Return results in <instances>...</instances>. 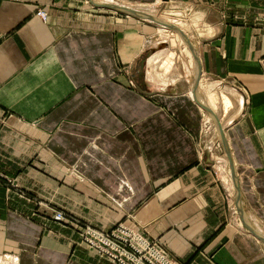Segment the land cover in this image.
<instances>
[{"label": "crops", "instance_id": "obj_1", "mask_svg": "<svg viewBox=\"0 0 264 264\" xmlns=\"http://www.w3.org/2000/svg\"><path fill=\"white\" fill-rule=\"evenodd\" d=\"M125 1L174 9L202 101L232 97L220 121L241 212L176 32L184 66L166 74L156 60L174 51L151 42L167 29L156 22L92 0H0V264H118L56 210L124 222L179 264H264L242 220L264 234V0Z\"/></svg>", "mask_w": 264, "mask_h": 264}, {"label": "built area", "instance_id": "obj_2", "mask_svg": "<svg viewBox=\"0 0 264 264\" xmlns=\"http://www.w3.org/2000/svg\"><path fill=\"white\" fill-rule=\"evenodd\" d=\"M45 18V12H39ZM63 219L61 212L54 214ZM103 232L88 226L86 241L119 264H179L138 230L120 224L116 232Z\"/></svg>", "mask_w": 264, "mask_h": 264}, {"label": "rangeland", "instance_id": "obj_3", "mask_svg": "<svg viewBox=\"0 0 264 264\" xmlns=\"http://www.w3.org/2000/svg\"><path fill=\"white\" fill-rule=\"evenodd\" d=\"M96 2H100V0H95ZM114 1H116V3H118L119 2V4L120 3H123V4H125V5H127V6H129V7H133V8H138L139 10L140 9H142V11H146V12H149L150 13V11H151V14H153V15H155V13L156 12H158L157 14H159V12H161V10H162V8H160L159 6H156V5H148V4H145V3H131V2H128V1H125V0H114ZM149 8V9H148ZM40 10H43L44 12H45V18H46V15H47V13H46V11L44 10V9H41V8H39V9H37V14H39L41 17H42V15L39 13L40 12ZM152 10H158V11H155V12H152ZM164 10H165V8L162 10V13L161 14H159V15H157L156 14V16H159V17H162V18H165V19H167V20H170L172 23H175L176 25H177V21H175V20H179V21H182L181 19H179L176 15H171V16H164ZM122 13H124V12H122ZM124 14H127V13H124ZM128 15V14H127ZM43 18V17H42ZM45 18H43V19H45ZM176 18V19H175ZM173 20V21H172ZM177 22V23H176ZM178 24H180L181 25V28L183 27V28H187V25H185L184 23H178ZM178 26V25H177ZM179 27V26H178ZM169 28V27H168ZM151 37V36H150ZM174 41H176V42H180L177 38H176V36H175V34L174 33H172L171 32V30L170 29H166V30H164L162 33H159V32H157L156 34H154V35H152V41L151 42H154V43H156L157 45H158V47L159 48H163V47H168L169 49H171L172 51H174V52H170L169 54H167L164 58H162V57H160L159 59H157L156 60V62H158V61H160V69H161V73H169L170 71H171V69L173 68V62L175 61V60H179V62H180V64L182 63L183 64V66H184V63H183V59H182V62H181V58L183 57V55L182 54H180V52H179V55L176 53V48H174V44L172 43V42H174ZM162 42V43H161ZM175 43V42H174ZM148 50H150V49H147L146 51H148ZM180 51V50H179ZM183 53H185L184 51H182ZM187 52H188V50H187ZM189 53V52H188ZM185 55H186V53H185ZM189 55L191 56V60H192V62L193 63H195L194 62V59H193V57H192V53L190 52L189 53ZM163 56V55H162ZM175 57V58H174ZM186 57H187V55H186ZM174 58V59H173ZM192 62H191V65H192ZM176 64H177V62H176ZM179 64V68H180V65ZM194 66V65H193ZM172 67V68H171ZM182 67V66H181ZM200 85H201V80H200V83H199V87H200ZM221 90L219 89V90H217V89H215V90H213V92H210L209 93V95H208V98H209V96H211L210 94H214V95H216V96H218V97H216V98H218V100H217V102H218V107L216 106V107H213V106H210L209 105V103H208V98L207 99H203V101L201 100V98H200V100L202 101V103H204V104H206L207 106H209L219 117H220V113H221V107H220V101H222V97H221V95H223V93H225L226 95H228L224 90L222 91V93L220 92ZM215 92H218V94H216ZM219 92H220V94H219ZM199 93L201 94V91H200V88H199ZM201 95H203V94H201ZM229 96V95H228ZM230 97V96H229ZM231 98V100H232V97H230ZM206 100V101H205ZM233 101V100H232ZM206 102V103H205ZM222 104H223V101H222ZM232 105H233V102H232ZM222 107H223V105H222ZM205 112V117H206V120H208V122H209V124L211 125V124H213V128H214V130H217L218 131V128L216 127L217 126V124L215 123V121H214V119H213V117L211 116V114H209V112H206V111H204ZM223 112H225V110H224V108H223ZM227 112V111H226ZM207 116H210V119L207 117ZM220 120H221V117H220ZM222 120L224 121L225 119H223L222 118ZM221 120V121H222ZM220 121V122H221ZM221 125H223V123L221 122ZM208 126V125H207ZM1 177V176H0ZM6 181L8 182V183H10L11 185H13V182L11 181V179L9 180L8 178H6ZM57 212H61L63 215H64V218L63 219H56L55 217H54V214H56ZM52 218L53 219H55V220H58V221H64V220H70V221H75L76 222V224H77V226L79 227V231H80V234H81V238H82V241H84L88 246H90V247H92V248H94L98 253H100V254H103V253H101L100 251H98L95 247H93V246H91L87 241H86V238H87V236H88V232H87V230H88V226L89 227H92V228H94V229H97V230H100V229H98V228H96V227H94V226H92V225H89V224H84V223H81V222H79V220H76L75 219V217L74 216H72V215H70V214H68L67 212H65V211H63V210H56V211H54L53 213H52ZM120 224H125V225H127V226H129V227H132V228H134V229H136L135 227H133V226H130V225H128V224H126V223H124V222H119V223H117L114 227H112L111 229H109V230H100V231H103V232H110V231H113V230H115L114 232H116V229L120 226ZM137 230V229H136ZM151 240V239H150ZM151 241H153V242H155L154 240H151ZM156 243V242H155ZM157 244V243H156ZM103 255H105V254H103ZM107 258H109L107 255H105ZM110 259V258H109ZM111 260V259H110ZM111 261H113V260H111ZM113 262H115V261H113ZM117 263V262H116ZM119 264V263H118Z\"/></svg>", "mask_w": 264, "mask_h": 264}, {"label": "water", "instance_id": "obj_4", "mask_svg": "<svg viewBox=\"0 0 264 264\" xmlns=\"http://www.w3.org/2000/svg\"><path fill=\"white\" fill-rule=\"evenodd\" d=\"M96 4H98L100 6H108V7H111V8H116L119 11H122V12H125V13H127L126 11H128L130 13H133L134 15L148 16L150 18H154V19H156L158 21H163L164 22V20H162V19H160V18H158V17H156L154 15L148 14V13H146L144 11L138 10L136 8H133V7L122 6V5L119 6L118 4H114V3H96ZM180 34L189 43V45L192 48V51L194 53V56H195V63H196V69L197 70L195 72V76H194V80H193V84H192V91L194 92L196 90V88H197V81L200 78V66H199V63L197 62V57L195 55V51H194V48H193L192 44L186 39V37H185V35L183 33L180 32ZM196 99L199 101L200 105L205 110H207L208 112H210L212 114V117H213L215 123L217 124L219 130H221L219 136H220V140H221V142L223 144V147H224V149H225V151L227 153L228 159H229L231 176H232V180H233V184H234V188H235V192H236L237 206H238L239 212H241L240 196H239V188H238V179H237V176L235 174V169H234L235 168V165H234V163L232 161V158H231V156L229 154L227 141L225 139V136L223 135V130L221 128V124H220L219 118L216 115V113L213 112L207 105H205L204 103H202L199 98L196 97ZM242 220L245 223V225L249 228V230H251L256 236H258L262 241H264V234L262 232H260L256 228H254L251 224H249L245 220V218L242 217Z\"/></svg>", "mask_w": 264, "mask_h": 264}, {"label": "bare ground", "instance_id": "obj_5", "mask_svg": "<svg viewBox=\"0 0 264 264\" xmlns=\"http://www.w3.org/2000/svg\"><path fill=\"white\" fill-rule=\"evenodd\" d=\"M93 2H96L95 0H92ZM96 3H114V4H118L119 6L120 5H122V6H127V5H125V4H123V3H120L119 4V2L118 3H116V1H114V0H100V2H96ZM108 7V6H107ZM129 7V6H128ZM167 7V6H166ZM111 8V7H110ZM112 10H115L116 12L118 11V12H122V11H119L118 9H116V8H111ZM138 9V8H137ZM149 9V8H148ZM139 10V9H138ZM141 11H142V9H140ZM172 11H174V9H165L164 10V16H171V15H173V12ZM181 11V10H180ZM127 12V14L128 15H132V16H137V18H141V19H146V20H149V21H152V22H156L157 23V25H160V26H163V27H165V28H167V29H171V30H173L174 32H176L178 35H179V37H181L184 41H185V43L188 45V47H189V49L191 50V52H192V54H193V57H194V61H195V56H194V53H193V51H192V48L190 47V45H189V43L183 38V36L180 34V32L181 33H183L184 35H185V37H186V39L192 44V46H193V48H194V44L191 42V40L189 39V37L186 35V33L183 31V30H181L179 27H177L176 25H174L171 21L169 22V21H167L165 18H162V17H159V16H156V14L154 15V16H156V17H158V18H160V19H162V20H164V22L163 21H158V20H156V19H154V18H150V17H148V16H141V15H134L133 13H130V12H128V11H126ZM144 12H146V11H144ZM125 13V12H124ZM146 13H148V14H151V11H150V13L149 12H146ZM181 13V12H180ZM154 14V13H153ZM153 14H151V15H153ZM184 15V14H183ZM183 18H185V17H183ZM173 21V20H172ZM159 23V24H158ZM169 27V28H168ZM180 31V32H179ZM194 51H195V48H194ZM195 55H196V57H197V54H196V52H195ZM197 62L199 63V58L197 57ZM192 70H193V72L195 73L196 72V63H194V68H193V66H192ZM190 73H191V71H190ZM199 83H200V78L198 79V81H197V88H196V90L193 92V94H194V97L196 98H201V96H200V93H199ZM211 96H209V98H208V103L210 104V106H213V107H216L217 105H218V102H217V100H218V98H216V97H218V96H216V95H214V94H210ZM216 96V97H215ZM221 97H222V101H223V108H224V110H225V112L226 111H228V109L232 106V100H231V98L229 97V96H227L225 93H223V95H221ZM202 100V99H201ZM200 100V101H201ZM222 101H221V103H222ZM202 102V101H201ZM220 104V103H219ZM206 105V104H205ZM202 107V106H201ZM209 107V106H208ZM218 107V106H217ZM210 108V107H209ZM211 109V108H210ZM212 110V109H211ZM214 110V109H213ZM212 110V111H213ZM215 111V110H214ZM213 111V112H214ZM209 114H211L210 112H209ZM217 115V114H216ZM211 116H212V114H211ZM218 116V115H217ZM219 118V117H218ZM219 121H220V119H219ZM220 124H221V122H220ZM217 128H218V126H216ZM221 128H222V125H221ZM222 130H223V135L225 136V129L224 128H222ZM218 131H219V134H220V131L221 130H219V128H218ZM225 139H226V141H227V138H226V136H225ZM227 145H228V142H227ZM229 147V146H228ZM228 151H229V154H230V156H231V158H232V154H231V151H230V149L228 148ZM232 161H233V158H232ZM233 163H234V161H233ZM235 165V164H234Z\"/></svg>", "mask_w": 264, "mask_h": 264}]
</instances>
